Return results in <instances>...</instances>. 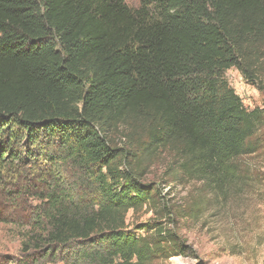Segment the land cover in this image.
Returning a JSON list of instances; mask_svg holds the SVG:
<instances>
[{"label": "trees", "instance_id": "16d2710c", "mask_svg": "<svg viewBox=\"0 0 264 264\" xmlns=\"http://www.w3.org/2000/svg\"><path fill=\"white\" fill-rule=\"evenodd\" d=\"M232 68L264 94V0H0V222L28 208L25 238L63 264L183 255L177 218L254 183L264 104L244 107ZM170 182L194 187L188 213Z\"/></svg>", "mask_w": 264, "mask_h": 264}, {"label": "rangeland", "instance_id": "374dc122", "mask_svg": "<svg viewBox=\"0 0 264 264\" xmlns=\"http://www.w3.org/2000/svg\"><path fill=\"white\" fill-rule=\"evenodd\" d=\"M140 2L125 0L131 9H137ZM224 77L246 109L263 106L264 94L247 83L235 68L226 71ZM259 134L263 147L247 157L253 174L252 189L234 196L210 197L195 217L177 218L176 232L184 245V254L167 261L156 260L154 264H264V127ZM163 174V161L158 160L150 168L144 183L159 186ZM193 188L191 184L170 182L162 192L164 202L168 201L178 214L188 213L198 201ZM29 200L26 199L30 206L37 204ZM23 208L19 206L16 213L3 211L9 221L0 222V264H63V259L71 263L73 256L68 249L55 251L39 246L41 250H37L28 242L25 233L29 229L26 225L29 209L19 210ZM152 219H156L154 211L146 213L143 210L137 215L129 213L126 223L135 231L139 225H151ZM136 233L143 234L142 231ZM25 243L30 245L28 251L24 250Z\"/></svg>", "mask_w": 264, "mask_h": 264}]
</instances>
